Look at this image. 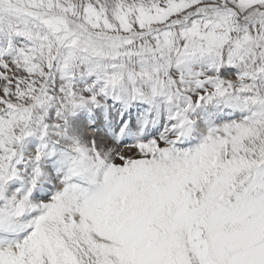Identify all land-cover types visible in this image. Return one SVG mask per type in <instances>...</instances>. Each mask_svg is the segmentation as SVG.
Wrapping results in <instances>:
<instances>
[{"label":"snow or ice","instance_id":"obj_1","mask_svg":"<svg viewBox=\"0 0 264 264\" xmlns=\"http://www.w3.org/2000/svg\"><path fill=\"white\" fill-rule=\"evenodd\" d=\"M0 264H264V0H0Z\"/></svg>","mask_w":264,"mask_h":264}]
</instances>
